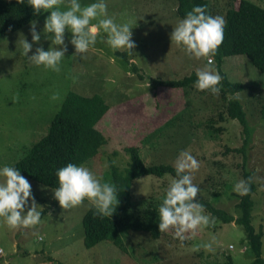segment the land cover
I'll return each mask as SVG.
<instances>
[{
    "label": "rangeland",
    "instance_id": "374dc122",
    "mask_svg": "<svg viewBox=\"0 0 264 264\" xmlns=\"http://www.w3.org/2000/svg\"><path fill=\"white\" fill-rule=\"evenodd\" d=\"M228 1L209 0L217 10L215 16L224 15L223 9ZM233 1L237 5L238 0ZM249 1L264 7V0ZM79 2L86 6L97 0ZM104 2L108 17L114 18L118 24L128 23L132 28V41L136 47L131 52L113 50L105 42L107 34L101 30L87 53L74 55L75 48L70 43L72 34L66 30L67 52L60 62V71L56 72L34 66L23 55L18 41L24 37L32 43L30 22L0 40V168L11 166L46 133L68 91L84 96L99 94L110 106L97 123L106 143L99 148L100 159L96 156L82 165L102 183H109L104 178V172L111 168L109 158L115 160L112 166L116 165L118 171L128 165L125 146L143 142L142 154L147 164L163 162L174 165L178 154L187 150L200 164L193 174L194 183L201 189L195 201H211L236 216L237 198L229 195L235 192L234 186L229 190L222 182L234 179L237 183L240 180V168L236 163L241 160L237 152L224 154L222 145L228 143L239 147L243 131L241 124L224 112L226 102L222 94L216 96L209 91H198L194 86L171 88L151 82V79H178L196 72L208 59L190 58L182 47L171 42L170 35L180 20L175 13L176 0ZM66 5L67 0L61 9L64 10ZM48 15L50 12H44L33 20L41 40L39 44H33L28 56L37 47L47 51L52 46L43 32ZM122 53L126 54L125 58ZM211 60L217 72L212 57ZM132 64L137 70L132 69ZM221 68L229 80L243 83L238 97L247 121L255 126L246 168L254 172L251 222L255 229L262 226L264 257V114L261 113L264 72L258 71L244 55L224 57ZM56 93L59 99L54 101L51 97ZM170 122L172 126L168 125ZM153 130L155 134H151ZM106 162L108 167L104 166ZM25 178L31 184L41 219L34 228L14 230L0 218V264H251L243 226L235 222L222 224L218 219H215L214 226L187 234L183 243L174 239L172 231L163 233L157 240H151L141 232L129 231L122 243L132 249L130 256H125L108 239L85 248L81 217L91 203L85 200L78 207L64 210L54 199L52 188ZM166 180L167 177L156 176L136 179L132 184L131 208H144L147 202L144 206L142 204L148 193H152L151 189L161 194L162 183ZM212 191H218L219 201L210 197ZM205 214L211 213L205 209ZM213 239L214 251L202 247L193 251Z\"/></svg>",
    "mask_w": 264,
    "mask_h": 264
},
{
    "label": "trees",
    "instance_id": "16d2710c",
    "mask_svg": "<svg viewBox=\"0 0 264 264\" xmlns=\"http://www.w3.org/2000/svg\"><path fill=\"white\" fill-rule=\"evenodd\" d=\"M176 4L175 13L180 19L198 5L206 6V12L209 15L215 16L217 12L209 0H176ZM225 7L223 17L226 19V27L224 28L223 42L211 57L214 59L217 72L222 77L220 94L226 102V104L224 102V112L230 119L241 124L243 141L241 140L242 144L239 147L230 146L226 143L222 145V148L224 154L229 151L239 153L241 163L235 162L236 167L240 168V180L251 178L250 192L243 196L236 192L229 193L230 196L237 198L236 216L216 206L211 201H197L203 204L204 208L210 211V215L216 220H220L222 224L227 222L241 224L251 253V264H264L261 248L262 226L255 229L251 222L254 206L251 194L255 191L254 172L252 169L246 168L249 158L248 147L252 142L251 137L255 126L247 121L246 111L238 97V92L242 89L243 83L229 80L221 68L224 57L244 55L258 71L264 72V7L249 0H238L237 5H235V1L229 0ZM43 13V11L38 14L35 13L27 4V0H24V3H18L17 0H0V40L29 22L38 19ZM122 56L125 58L126 54L122 53ZM132 69L137 70V67L132 64ZM196 79V72H191L178 79H151V82L171 88L188 86L191 88ZM153 84L150 85L153 86ZM109 108V104L99 94L84 96L68 91L58 110L52 116L46 133L34 142L28 151L11 166L19 169L22 176L52 189L58 187L56 178L58 169L68 163L80 166L96 156L100 159L101 151L99 148L106 143V139L97 128V123ZM261 113L264 114V106ZM168 125L172 126V123L170 122ZM220 129L217 127V130ZM151 134H155V130ZM141 144L144 143L141 142ZM141 144L124 147L128 154V165L121 171H118L116 165L112 166L114 159H108L111 168L104 172L106 174L104 178L109 180L110 184L115 185L118 204L117 206L113 205V215L108 217L99 215L92 204L85 210L81 217L85 248H91L98 242L108 239L119 251L125 253V256H130L133 254L132 249L122 243V238L129 231L141 232L142 235L151 240H157L163 234L158 229V208L162 203L170 179L175 178V169L171 163L147 164L142 154ZM142 176L167 177L168 180L162 183L161 194H157L156 190L151 189L152 193H148L147 199L142 204L144 206L147 202L146 206L142 209L133 210L130 206L132 184ZM235 184L234 179L229 182L225 180L222 182V185L229 190ZM218 195V191H212L210 197L219 201ZM197 201L194 200V202ZM200 263L195 262L193 264Z\"/></svg>",
    "mask_w": 264,
    "mask_h": 264
},
{
    "label": "clouds",
    "instance_id": "9594fccd",
    "mask_svg": "<svg viewBox=\"0 0 264 264\" xmlns=\"http://www.w3.org/2000/svg\"><path fill=\"white\" fill-rule=\"evenodd\" d=\"M17 2L24 3V0ZM64 3L65 0H27L35 13L50 12L43 26L45 37L51 40L52 45L47 51L43 47H37L28 56L33 44H39L41 40L35 21L30 22L32 43L24 37L18 41L23 55L34 66L60 71V62L67 52L66 30L72 34L70 43L75 48L74 55L82 56L87 53L96 43L101 30L107 34L105 42L113 50L127 49L131 52L136 47L132 41V28L128 23L118 24L114 18L108 17L104 0H97L86 6H82L79 0H67V5L62 10L61 5ZM94 20L98 22L93 23ZM225 27L226 19L223 16L209 15L206 6L198 5L177 22L170 39L172 43L182 47L190 58L200 60L211 57L218 50L223 42ZM212 63L209 58L203 68L196 70L194 87L198 91H209L218 96L222 77L214 70ZM51 99H59V94H53ZM104 166L108 167L107 162ZM199 167L198 160L189 151H181L174 162L175 178L170 179L158 208L159 232L166 233L171 230L174 239L181 243L185 241L187 234H194L197 229L211 227L216 223L215 217L205 214L203 204L194 202L201 191L193 182V174ZM56 178L58 187L53 189L54 199L62 209L78 207L87 200L99 215H113V205L118 204L115 185L102 183L89 168L68 163L56 171ZM250 184L251 178L241 179L234 185L233 190L239 195H247ZM38 207L32 196L31 184L20 174L19 169L7 165L0 168V218L4 224L14 230L34 228L41 219ZM214 242L213 239L212 242L195 247L193 251H199L201 247L209 252L214 251Z\"/></svg>",
    "mask_w": 264,
    "mask_h": 264
},
{
    "label": "built area",
    "instance_id": "2783aa9c",
    "mask_svg": "<svg viewBox=\"0 0 264 264\" xmlns=\"http://www.w3.org/2000/svg\"><path fill=\"white\" fill-rule=\"evenodd\" d=\"M209 59V58H208Z\"/></svg>",
    "mask_w": 264,
    "mask_h": 264
}]
</instances>
